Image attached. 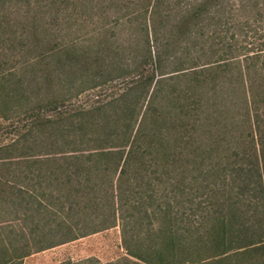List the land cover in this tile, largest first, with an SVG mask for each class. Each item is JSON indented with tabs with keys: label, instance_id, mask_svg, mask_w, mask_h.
<instances>
[{
	"label": "trees",
	"instance_id": "trees-1",
	"mask_svg": "<svg viewBox=\"0 0 264 264\" xmlns=\"http://www.w3.org/2000/svg\"><path fill=\"white\" fill-rule=\"evenodd\" d=\"M0 118V264H264V0H0Z\"/></svg>",
	"mask_w": 264,
	"mask_h": 264
},
{
	"label": "rangeland",
	"instance_id": "rangeland-1",
	"mask_svg": "<svg viewBox=\"0 0 264 264\" xmlns=\"http://www.w3.org/2000/svg\"><path fill=\"white\" fill-rule=\"evenodd\" d=\"M127 34L126 29L123 30ZM98 90H87L76 97L71 98V104L74 108L89 107L97 101ZM4 127V122L0 118V129ZM11 136H5L3 131H0V145L10 141ZM11 218H3L0 221L1 230L8 232L7 226L13 227L16 233H24L28 235L29 229L33 226L34 222L42 228L43 220L38 222L35 218L32 223L30 219L26 221H11ZM20 230V231H18ZM5 236V235H4ZM14 233L9 235L13 239ZM7 236H5L6 238ZM7 240V238H6ZM55 241H59L57 238ZM20 246L21 243L14 244ZM10 252L12 247L9 248ZM122 257H125V251L122 248V233L120 227L117 225L96 234L88 235L71 241L54 248L33 254L24 258L21 264H118Z\"/></svg>",
	"mask_w": 264,
	"mask_h": 264
}]
</instances>
